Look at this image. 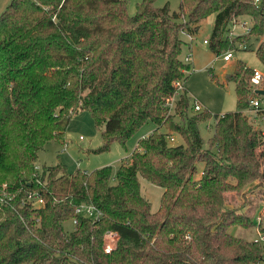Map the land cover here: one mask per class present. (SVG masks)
<instances>
[{"label": "trees", "instance_id": "trees-1", "mask_svg": "<svg viewBox=\"0 0 264 264\" xmlns=\"http://www.w3.org/2000/svg\"><path fill=\"white\" fill-rule=\"evenodd\" d=\"M179 1L180 11L171 12L167 3L141 0L129 15L127 0H11L0 13V264L262 260L261 242L229 231L253 227L264 235L262 219L229 204L230 193L264 187V132L244 114L259 96L250 82L254 69L238 61L225 76L234 83L236 110L190 112L191 65L181 55L182 35L195 34L209 15L215 14L208 44L216 55L233 46L223 37L229 24L248 15L251 26L239 40H260L254 52L264 66V0ZM79 111L103 125V145L94 152L113 139L123 144L147 121L157 127L115 172H68L60 163L39 168L38 151L49 139L61 140ZM211 118L205 148L199 125ZM172 133L182 143L170 144ZM197 161L203 167L195 177ZM139 176L164 188L159 210L151 211ZM31 193L42 198L40 206L27 201ZM80 204L101 215L77 216L66 231ZM108 230L118 238L106 253Z\"/></svg>", "mask_w": 264, "mask_h": 264}, {"label": "rangeland", "instance_id": "rangeland-1", "mask_svg": "<svg viewBox=\"0 0 264 264\" xmlns=\"http://www.w3.org/2000/svg\"><path fill=\"white\" fill-rule=\"evenodd\" d=\"M11 0H0V13L6 8ZM141 0H127V12L132 15L136 11V4ZM168 4L171 12L180 11L179 0H154L157 7ZM215 14H211L200 22L198 31L195 34H183L182 38L185 45L182 48L183 59L188 55L191 70L185 82L190 97V112H194V104H199L201 110H207L211 114H223L236 110V95L234 91V83L226 81L225 76L231 73L238 61L243 62L251 69L264 73V66L255 55V47L260 40H256L251 36L247 41L239 40V37L248 33L251 26V19L248 15L239 17L236 21L229 24L223 37L227 38L230 49L223 50L221 54L216 55L209 48ZM181 20V17L179 18ZM191 36V38L189 37ZM204 40L207 43H204ZM230 51L232 57L228 61L223 60V55ZM264 84V80H263ZM244 114L252 123L254 128H259L264 132V122L254 120V114L248 110H244ZM215 119L211 118L207 122L199 125L203 146H208V140L214 131ZM157 126L151 121L145 122L137 131H135L122 144L118 139H113L108 148L104 151L94 152L103 145L101 132L103 125H96L91 114L87 111H79L74 114L64 132L61 140L49 139L44 146L38 151L36 164L39 168L43 166L62 164L68 172H75L77 169L81 171H92L104 166H111L113 172L117 169L120 161L129 156L136 147L137 141L147 136ZM164 131V128H160ZM173 140H169L170 144L182 143L181 137L172 133ZM259 153L264 168V144L259 148ZM198 177L203 163L196 162ZM141 194L150 202L151 211L155 212L160 208V200L164 192V188L155 185L144 177L139 176ZM252 192H247L244 196L230 193L232 199L229 204L231 206H241L242 211L247 215L255 218L256 222L264 221V187L252 188ZM66 231L73 228L71 220H67L63 224ZM229 231L237 236L245 238H257L258 230L253 227L242 229L234 226ZM264 254V253H263ZM29 264V263H26ZM256 264H264L258 261Z\"/></svg>", "mask_w": 264, "mask_h": 264}, {"label": "built area", "instance_id": "built-area-1", "mask_svg": "<svg viewBox=\"0 0 264 264\" xmlns=\"http://www.w3.org/2000/svg\"><path fill=\"white\" fill-rule=\"evenodd\" d=\"M204 43H207L206 40H204ZM232 57V54L230 51L226 52L223 55V60L228 61ZM186 60L189 59V56L187 55L185 57ZM264 80V73L254 70L253 74L250 78V82L254 87V92H256L257 89H260V84ZM181 89V87L179 88ZM194 109L195 111H200L201 107L199 104H194ZM251 113L254 114V120L264 122V96L259 95L258 97H252L250 99L249 107L247 109ZM170 140H173V137H170ZM2 198H0V201ZM27 201L31 202L33 206H40L43 201L42 198L38 196V194L31 193L27 196ZM75 217L71 218V222L73 226L77 225V216H84V217H90V218H97L101 215L100 211L96 209L92 205H86V204H80L79 206L76 207L75 209ZM117 234L114 231L108 230L104 234V251L106 253H109L112 248L115 245V242L117 241ZM255 241L261 242L264 245V235L261 234L258 231V236L257 238L254 239ZM264 262V254L262 257V260Z\"/></svg>", "mask_w": 264, "mask_h": 264}, {"label": "water", "instance_id": "water-1", "mask_svg": "<svg viewBox=\"0 0 264 264\" xmlns=\"http://www.w3.org/2000/svg\"><path fill=\"white\" fill-rule=\"evenodd\" d=\"M256 93L259 94V95H263L264 96V89H257L256 90Z\"/></svg>", "mask_w": 264, "mask_h": 264}, {"label": "crops", "instance_id": "crops-1", "mask_svg": "<svg viewBox=\"0 0 264 264\" xmlns=\"http://www.w3.org/2000/svg\"><path fill=\"white\" fill-rule=\"evenodd\" d=\"M230 60V59H229Z\"/></svg>", "mask_w": 264, "mask_h": 264}]
</instances>
